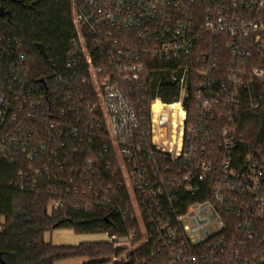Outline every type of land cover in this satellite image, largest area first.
Wrapping results in <instances>:
<instances>
[{
  "label": "built area",
  "instance_id": "built-area-1",
  "mask_svg": "<svg viewBox=\"0 0 264 264\" xmlns=\"http://www.w3.org/2000/svg\"><path fill=\"white\" fill-rule=\"evenodd\" d=\"M71 16L50 77L0 33L12 186L132 223L105 232L115 261L264 264V131H246L264 114V0H71Z\"/></svg>",
  "mask_w": 264,
  "mask_h": 264
},
{
  "label": "trees",
  "instance_id": "trees-1",
  "mask_svg": "<svg viewBox=\"0 0 264 264\" xmlns=\"http://www.w3.org/2000/svg\"><path fill=\"white\" fill-rule=\"evenodd\" d=\"M4 6L10 14L0 16V33L19 38L33 74L50 77L61 71L71 40L76 36L71 0H19ZM38 45L43 46L44 54ZM175 98L174 95H164L168 101ZM247 117L249 137L264 131L263 113H249ZM105 158L103 162L108 160ZM17 172V166L0 154V264H55L60 260L83 257L89 259L83 264H109L113 255L124 252V247L106 240L75 246L46 242L44 234L53 228L69 227L80 232L110 231L123 237L126 227L132 223L123 222L100 201H95L88 211L85 207L74 210L72 203L79 200L77 197L69 203L68 216H64L63 210L50 207L48 194L20 191L12 186ZM119 222L123 223L122 228L117 225ZM131 256L130 262L115 261L113 264H134L135 257L143 258L144 254L136 250ZM150 264L162 263L153 261Z\"/></svg>",
  "mask_w": 264,
  "mask_h": 264
},
{
  "label": "rangeland",
  "instance_id": "rangeland-1",
  "mask_svg": "<svg viewBox=\"0 0 264 264\" xmlns=\"http://www.w3.org/2000/svg\"><path fill=\"white\" fill-rule=\"evenodd\" d=\"M44 239L48 243L57 245H79L83 242H98L107 240V235L102 231L80 232L74 228L62 227L53 228L44 234ZM113 257V256H112ZM111 257L109 264L115 263ZM88 258H71L57 261L55 264H83Z\"/></svg>",
  "mask_w": 264,
  "mask_h": 264
},
{
  "label": "water",
  "instance_id": "water-1",
  "mask_svg": "<svg viewBox=\"0 0 264 264\" xmlns=\"http://www.w3.org/2000/svg\"><path fill=\"white\" fill-rule=\"evenodd\" d=\"M10 12L9 11H6L5 8L3 6L0 7V16H3V15H9ZM39 49L41 50V52L44 54V48L42 45H38ZM43 81V79H41ZM0 260H1V254H0Z\"/></svg>",
  "mask_w": 264,
  "mask_h": 264
},
{
  "label": "flooded vegetation",
  "instance_id": "flooded-vegetation-1",
  "mask_svg": "<svg viewBox=\"0 0 264 264\" xmlns=\"http://www.w3.org/2000/svg\"><path fill=\"white\" fill-rule=\"evenodd\" d=\"M19 0H0V7L1 6H3L4 8H5V6H4V4H6V3H8V2H18ZM4 3V4H3ZM5 10L6 11H9V10H7L6 8H5ZM3 16H5V15H3Z\"/></svg>",
  "mask_w": 264,
  "mask_h": 264
}]
</instances>
